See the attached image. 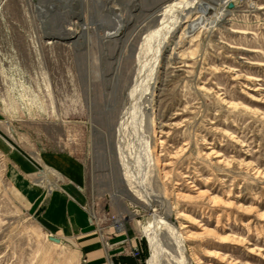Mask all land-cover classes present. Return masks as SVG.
Here are the masks:
<instances>
[{"label": "rangeland", "instance_id": "rangeland-1", "mask_svg": "<svg viewBox=\"0 0 264 264\" xmlns=\"http://www.w3.org/2000/svg\"><path fill=\"white\" fill-rule=\"evenodd\" d=\"M171 1L0 0V264H87L65 209L41 218L55 193L82 196L107 253L110 237L133 233L139 264L152 216L165 224L161 264H264V8L190 2L175 26L177 12L153 16ZM112 11L128 25L103 39ZM67 27L77 37L62 40Z\"/></svg>", "mask_w": 264, "mask_h": 264}, {"label": "crops", "instance_id": "crops-1", "mask_svg": "<svg viewBox=\"0 0 264 264\" xmlns=\"http://www.w3.org/2000/svg\"><path fill=\"white\" fill-rule=\"evenodd\" d=\"M13 177L16 183L15 190L18 193L19 198L22 199L24 203L30 202L32 206L34 205L35 210H37L38 207L36 206L38 205L37 201L39 196L38 191L25 182L23 178L18 176L16 172L13 173ZM74 200L81 203L82 196H75ZM75 201L74 203H71L66 200L65 196L58 193L53 194L47 204H45L43 212H41L42 220L52 225L53 221L50 220L51 217H54L57 211H63V209H65V214H62L60 223L64 226L65 232L72 233L73 231L76 234H82L79 241L81 243L82 252L86 256L87 264L140 263V260L131 257L129 254H123L120 250L121 245L123 243H127L129 246H135L142 251V247L137 238L134 237L133 233L120 235L115 234L114 237H110L109 249L111 250L107 253L104 248L99 229L93 226L90 227L87 220H83L81 210ZM68 209L69 214H66V210ZM68 218L70 219L68 220Z\"/></svg>", "mask_w": 264, "mask_h": 264}, {"label": "bare ground", "instance_id": "bare-ground-1", "mask_svg": "<svg viewBox=\"0 0 264 264\" xmlns=\"http://www.w3.org/2000/svg\"><path fill=\"white\" fill-rule=\"evenodd\" d=\"M68 1H71V0H46V2L50 5V6H56V4H58L59 2H63L64 4H66ZM80 1V0H79ZM230 0H213V2H215L217 5H219L220 7H223L226 6L230 3L229 2ZM190 2H193V3H202V0H173L171 1L170 4L168 5H164V6H161L159 7L155 12V15L153 16H157V17H161V16H166V15H169V14H172L174 16L173 13L177 12V19H175V22L174 24H176L175 26H177V24H180L182 22H185V20L187 18H189L192 14H193V10L192 9H189V6L187 5L188 3ZM204 2V1H203ZM206 3V2H204ZM39 4V3H38ZM60 4V3H59ZM62 4V3H61ZM48 5V6H49ZM197 7V5L195 6ZM47 8V5L46 3H44L43 5L42 4H39L37 9L39 11H41L42 9L45 10ZM110 8V7H109ZM111 14V13H110ZM117 13H114L112 11V16H114V18H112L113 22L115 23V27L114 29L104 33V36H103V39H118V37L120 36L121 34V30L124 29L128 23L126 20H123L122 18V14H118L116 15ZM220 15L224 16L223 15V12L220 13ZM170 17V16H169ZM167 17L169 20L170 18ZM174 19V18H173ZM165 20V19H164ZM161 21V20H160ZM163 21V20H162ZM171 21V20H170ZM72 22V21H71ZM81 22V20H80ZM164 23L166 22H161V24L159 25V27L157 26H154L152 27L153 29L154 28H161L164 25ZM170 23V22H169ZM172 23V22H171ZM82 24V23H81ZM169 25V24H168ZM167 25V26H168ZM173 25V24H172ZM89 24L83 22L82 26H81V37H85L86 39V36H87V33H88V30L90 29L89 28ZM151 27V26H149ZM151 28V29H152ZM167 28V27H166ZM163 29V28H161ZM168 29V28H167ZM166 29V30H167ZM164 30V29H163ZM162 30V31H163ZM55 31V30H54ZM149 31V30H148ZM152 31V30H151ZM156 32H159L157 30H154ZM161 31V30H160ZM161 31V32H162ZM174 31H175V27L172 28L168 34H169V38H172L173 34H174ZM78 33L77 31H75L74 29L72 28H64V33L59 35V34H56V35H59L60 38L62 40H66V41H69L70 39H72L74 36H76ZM151 34V33H150ZM55 35V34H53ZM161 35V33H160ZM166 35V33H165ZM77 37V36H76ZM149 37V36H148ZM163 37V36H162ZM150 38V37H149ZM152 38V37H151ZM168 38V37H167ZM153 39H156L155 37ZM162 39V38H161ZM165 39V38H164ZM157 41V40H156ZM155 41V42H156ZM159 42V41H158ZM163 46V45H162ZM160 47V46H158ZM165 47V45L163 47H161V49H163ZM156 49V48H155ZM159 50V49H158ZM160 53V52H159ZM157 54V53H156ZM160 55V54H159ZM159 58V57H158ZM152 64V63H151ZM149 65V64H148ZM159 67V66H158ZM149 69V68H148ZM142 71V70H141ZM144 71V70H143ZM150 72V71H149ZM148 72V73H149ZM148 76V75H147ZM154 76V75H153ZM138 76L136 77L135 79V84L133 85L132 89H131V92L128 94V97L130 99L133 100L134 96L137 95L136 92L141 88L140 87V81L138 80ZM141 79V78H139ZM150 79V78H149ZM153 79V78H152ZM138 80V81H137ZM154 87V86H153ZM147 89V88H146ZM143 91V90H142ZM147 94V92H146ZM149 94H152V93H149ZM148 96V95H146ZM136 97V96H135ZM144 98H145V95H144ZM149 99V97H148ZM127 174V173H126ZM130 176V175H129ZM128 176V177H129ZM127 178V176H126ZM131 178V177H130ZM130 178H127V182L129 183V185H131V179ZM135 181V179H134ZM137 182V181H136ZM127 183V184H128ZM138 185V184H137ZM136 185L134 184L133 188L135 187ZM131 187V186H130ZM138 187V186H137ZM140 188V187H139ZM137 189V188H136ZM131 191V190H130ZM135 193L137 192L136 190H134ZM140 191V190H139ZM141 192V191H140ZM134 194V193H133ZM143 194V193H142ZM140 195V194H139ZM144 195V194H143ZM154 198V197H153ZM156 199V198H155ZM157 200V199H156ZM160 200V199H159ZM149 202V201H148ZM168 210V209H167ZM164 222H162V220L157 217V216H152L150 219H148L147 223H146V226L145 228L143 229V233L145 235V237L148 239V242H149V250H150V258L146 261V264H161V247H160V243H159V235H158V231L159 229H163L161 227V225H163ZM165 225V224H164ZM163 225V226H164ZM167 227H165L166 229ZM169 230V233L171 234L172 236V239H173V242L176 243L177 246L181 247L180 246V241L179 239H177V235L175 234V230H173L172 228H168ZM177 232V231H176ZM179 235V234H178ZM176 249H179L178 247ZM178 252L182 250H177ZM180 252V253H181ZM179 256V255H178ZM182 256V255H180ZM182 258V257H181ZM186 258V257H185ZM184 261V260H183ZM183 263V262H182Z\"/></svg>", "mask_w": 264, "mask_h": 264}, {"label": "built area", "instance_id": "built-area-1", "mask_svg": "<svg viewBox=\"0 0 264 264\" xmlns=\"http://www.w3.org/2000/svg\"><path fill=\"white\" fill-rule=\"evenodd\" d=\"M235 0H231V2L229 3V4H232V7L230 8L231 10H229V11H234V9L233 8H235V7H237V4H235V2H234ZM240 1V3H242L243 4V6L244 7H246V8H251V9H255V10H261V9H263L264 7H257V5H256V2H257V0H253V1H251V0H239ZM253 3H254V5H253ZM228 4V5H229ZM228 5H227V7H228ZM229 8V7H228ZM119 228H121V227H119ZM118 230H120V229H118L117 227H115V231L117 232ZM114 231V232H115ZM128 254L131 256V257H133V258H135V259H137V260H140L141 259V256H142V252H141V250L140 249H138L137 247H133V246H129V248H128Z\"/></svg>", "mask_w": 264, "mask_h": 264}, {"label": "water", "instance_id": "water-1", "mask_svg": "<svg viewBox=\"0 0 264 264\" xmlns=\"http://www.w3.org/2000/svg\"><path fill=\"white\" fill-rule=\"evenodd\" d=\"M228 7L231 8V7H232V4H229ZM50 239H51L53 242H55V243H59V242H60V240H59L58 238L51 237Z\"/></svg>", "mask_w": 264, "mask_h": 264}, {"label": "trees", "instance_id": "trees-1", "mask_svg": "<svg viewBox=\"0 0 264 264\" xmlns=\"http://www.w3.org/2000/svg\"><path fill=\"white\" fill-rule=\"evenodd\" d=\"M146 255H147V253H146V250L144 251V255L143 256H145L146 257Z\"/></svg>", "mask_w": 264, "mask_h": 264}]
</instances>
